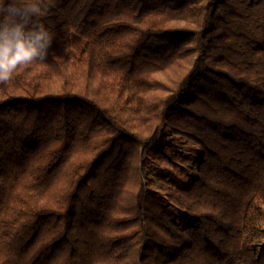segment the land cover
<instances>
[{
    "label": "trees",
    "instance_id": "trees-1",
    "mask_svg": "<svg viewBox=\"0 0 264 264\" xmlns=\"http://www.w3.org/2000/svg\"><path fill=\"white\" fill-rule=\"evenodd\" d=\"M48 6L0 86V264H264V0Z\"/></svg>",
    "mask_w": 264,
    "mask_h": 264
},
{
    "label": "clouds",
    "instance_id": "clouds-1",
    "mask_svg": "<svg viewBox=\"0 0 264 264\" xmlns=\"http://www.w3.org/2000/svg\"><path fill=\"white\" fill-rule=\"evenodd\" d=\"M48 11V0H0V86L47 60L54 41L43 22Z\"/></svg>",
    "mask_w": 264,
    "mask_h": 264
},
{
    "label": "rangeland",
    "instance_id": "rangeland-1",
    "mask_svg": "<svg viewBox=\"0 0 264 264\" xmlns=\"http://www.w3.org/2000/svg\"><path fill=\"white\" fill-rule=\"evenodd\" d=\"M178 139H181V138H178ZM181 141L185 142L184 140L181 139Z\"/></svg>",
    "mask_w": 264,
    "mask_h": 264
}]
</instances>
